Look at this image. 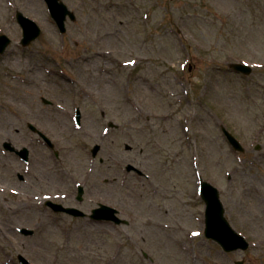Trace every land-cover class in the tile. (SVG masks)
Returning <instances> with one entry per match:
<instances>
[{"label": "rangeland", "instance_id": "374dc122", "mask_svg": "<svg viewBox=\"0 0 264 264\" xmlns=\"http://www.w3.org/2000/svg\"><path fill=\"white\" fill-rule=\"evenodd\" d=\"M64 1L77 19L61 34L44 0H0V33L13 39L0 54V264L18 254L33 264H264V0ZM17 9L42 27L29 46ZM7 140L29 147L30 161ZM201 176L220 189L246 251L205 236ZM61 182L87 184L86 199L130 223L55 216L42 199Z\"/></svg>", "mask_w": 264, "mask_h": 264}, {"label": "water", "instance_id": "95a60500", "mask_svg": "<svg viewBox=\"0 0 264 264\" xmlns=\"http://www.w3.org/2000/svg\"><path fill=\"white\" fill-rule=\"evenodd\" d=\"M49 6L52 16L56 19L60 29L62 32L66 31L65 20L67 15L74 20L75 14L72 12L69 7L64 3L63 0H45ZM17 20L23 28V39L22 44L28 45L36 38L39 37L41 34V28L39 25L32 20L31 18L27 17L22 11H17ZM11 38L6 34H0V53H4L9 44L11 43ZM233 68L237 71H241L245 74H249L252 72V67L246 64L235 63L232 65ZM80 118V112H78V119ZM29 127L38 132L46 141L49 142L51 146L53 143L49 138H47L36 126L29 123ZM223 131L227 136L230 143L235 147L237 150L244 151V147L242 144L236 139V137L226 128L223 126ZM5 148L9 150H16L14 146H12L11 142L4 143ZM130 148L129 145L126 146ZM261 146H258L260 148ZM99 146H95L93 152L94 154L97 153ZM21 157L28 161L29 160V150L28 148L24 147L21 150H16ZM128 169H136L133 165H129ZM137 170V169H136ZM201 192L203 198L206 201L207 208H206V236L209 238H213L218 241L226 251H232L236 249H247L249 243L247 240L239 234L229 223V221L225 218L224 212L225 209L219 197V191L216 187H214L211 183L202 181L201 185ZM116 209H112L107 206H102L101 209L95 210V214H102V217L107 219L113 218L117 223L122 222L123 220L117 218L115 216ZM128 223V221H124ZM25 234H32L33 230L30 229H23ZM20 260L22 264H31L28 260H26L23 256H20ZM240 264V263H238Z\"/></svg>", "mask_w": 264, "mask_h": 264}, {"label": "flooded vegetation", "instance_id": "af4514ba", "mask_svg": "<svg viewBox=\"0 0 264 264\" xmlns=\"http://www.w3.org/2000/svg\"><path fill=\"white\" fill-rule=\"evenodd\" d=\"M69 184L70 183H67V182H61L59 186L57 187V190H61V191L54 192V193L50 192V195H48L47 200H52L54 202L61 203L62 205L67 206V207L79 208L86 212H91V210H93L98 204L101 203L100 200H96L91 197L86 199L85 197L86 188H85L83 197L80 198V196L78 195L79 183L77 184V186L74 185V188H71ZM97 189L99 191L100 187L96 186V188H90L89 193L91 195H94L95 190L97 191ZM47 208L50 211H52V213L55 214V216L61 219H65L67 217L70 218L71 220L81 219V217L79 216L71 215V214L64 213V212H55L51 207H47ZM87 218L88 220L92 219L91 217H87Z\"/></svg>", "mask_w": 264, "mask_h": 264}, {"label": "snow or ice", "instance_id": "6c2138e0", "mask_svg": "<svg viewBox=\"0 0 264 264\" xmlns=\"http://www.w3.org/2000/svg\"><path fill=\"white\" fill-rule=\"evenodd\" d=\"M193 235H194V236H198V235H199V233H195V232H194V233H193Z\"/></svg>", "mask_w": 264, "mask_h": 264}]
</instances>
